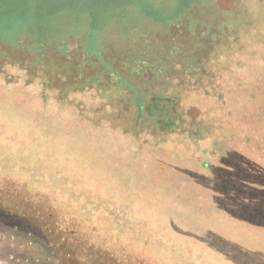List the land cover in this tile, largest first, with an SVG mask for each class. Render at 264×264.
I'll return each mask as SVG.
<instances>
[{
    "label": "trees",
    "instance_id": "trees-1",
    "mask_svg": "<svg viewBox=\"0 0 264 264\" xmlns=\"http://www.w3.org/2000/svg\"><path fill=\"white\" fill-rule=\"evenodd\" d=\"M140 2L0 0V19L8 21L0 27L13 34L16 27H26L17 43L0 36L1 55L20 53L30 66L53 65L51 60L61 57L64 67H72L66 87L100 88L107 98L103 104L115 105L120 118L128 117L132 129L122 126L123 132L135 136L145 130L151 135L145 141L152 148L165 146L166 152L181 145L165 166L145 162L137 167L134 157L112 163L108 172L98 158L68 160L73 151L102 152L95 143L49 149L47 119L38 136L24 128H0V219L14 222L72 264H264V128L254 137L244 135L219 124L218 115L204 126L188 117L181 96L161 82L151 92L148 78L163 79L180 47L144 43L123 58L94 40H81L80 32L58 38L36 31L67 9L86 7L96 26L102 13L137 10ZM186 66L190 73L197 69L193 63ZM43 83L48 86V79L41 78ZM58 99L77 104L67 96ZM235 102L230 99L228 108ZM106 113L110 120L117 116ZM259 114L264 115V105ZM57 124L67 133V122ZM90 131L80 126L73 134ZM144 167L151 173L136 172Z\"/></svg>",
    "mask_w": 264,
    "mask_h": 264
},
{
    "label": "rangeland",
    "instance_id": "rangeland-1",
    "mask_svg": "<svg viewBox=\"0 0 264 264\" xmlns=\"http://www.w3.org/2000/svg\"><path fill=\"white\" fill-rule=\"evenodd\" d=\"M138 8L104 12L96 19V26L86 7L67 9L52 15L36 31L44 36L50 32L58 38L80 32L81 40H94L102 50L106 48L123 58L131 57L129 51L142 49L144 43L150 48L171 44L180 47L182 52L170 63L163 79L148 78L151 92L161 85L170 88L169 93L181 96L188 117L198 119L204 126L211 125L218 115L219 124H229L244 135L254 137L264 128V115L259 114L264 105V0H141ZM2 20L0 23L8 22L6 18ZM25 29L20 25L13 34L2 26L0 36L17 43V36L25 33ZM3 38L0 42H4ZM27 59L20 53L9 56L0 53L1 129L24 128V132L38 136L47 119L52 138L45 137L44 142L49 149L95 143L102 152L91 156L73 151L68 153V160L77 163L98 158L106 163L108 172L112 171V163L117 166L123 163L119 159L133 161L135 157L137 167L145 162L165 166L167 157L177 156L181 149L177 143L173 149L168 146L166 152L165 146L152 148L145 141L151 138L145 130L135 136L123 132L122 126L132 129L128 117L120 118L115 105L103 104L107 98L97 86L79 91L66 87L71 81L68 78L72 77V67H64L61 57L52 59L53 65L30 66L25 62ZM188 62L197 67L193 73L186 66ZM41 78L48 79V86L41 84ZM159 82L161 85H157ZM58 96H67L77 104L62 103ZM230 99L239 102L228 108ZM107 111L117 116L110 120ZM61 121L67 122V133L59 128L57 123ZM80 126L93 131L88 136L73 134ZM145 168L136 172L151 173ZM0 264H72V261L56 255L52 247L36 242L14 222L1 218Z\"/></svg>",
    "mask_w": 264,
    "mask_h": 264
}]
</instances>
